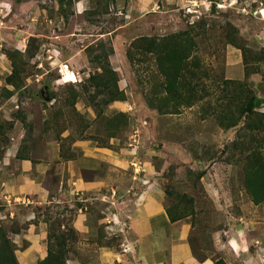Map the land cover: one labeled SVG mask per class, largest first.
<instances>
[{
    "label": "rangeland",
    "instance_id": "rangeland-1",
    "mask_svg": "<svg viewBox=\"0 0 264 264\" xmlns=\"http://www.w3.org/2000/svg\"><path fill=\"white\" fill-rule=\"evenodd\" d=\"M117 1L88 0L79 14L76 0H0V159L11 138L27 142L34 133L49 142L61 133L67 143L116 138L148 163L169 215L191 225L190 242L220 258L216 244L233 225L264 215L248 188L264 163V0H181L149 12ZM233 42L246 48L244 57ZM177 43L189 68L168 93L161 54ZM108 69L115 77L107 87L97 78ZM104 208L97 201L91 211L101 216ZM72 211L0 203V228L9 231L16 215L69 219ZM120 242L100 230L86 243ZM68 249L67 264L97 258L79 238Z\"/></svg>",
    "mask_w": 264,
    "mask_h": 264
},
{
    "label": "crops",
    "instance_id": "crops-1",
    "mask_svg": "<svg viewBox=\"0 0 264 264\" xmlns=\"http://www.w3.org/2000/svg\"><path fill=\"white\" fill-rule=\"evenodd\" d=\"M87 1L76 0V12H87ZM131 1L128 5L136 12H149L163 4L174 9L181 4V0ZM112 106L110 113L118 105ZM36 136L34 133L27 142L11 138L1 151L0 203L35 207L57 204L75 210L72 226L79 245L97 254L96 260L79 264H214L206 254L193 253L191 225L171 221L164 189L150 176V166L135 150L119 148L116 138L102 145L88 138L67 143L69 133H61L51 142ZM97 201L105 204L101 216L91 211ZM10 217L13 219L15 213ZM263 217L244 215L238 225H233L226 241L216 244L220 258L227 264H264ZM15 221L27 225L21 233L12 235L18 263L44 261L49 233L43 217L34 212L23 220L16 215ZM100 230L108 237L119 236L120 245L86 243L97 238ZM127 242L132 249L124 253Z\"/></svg>",
    "mask_w": 264,
    "mask_h": 264
},
{
    "label": "trees",
    "instance_id": "trees-1",
    "mask_svg": "<svg viewBox=\"0 0 264 264\" xmlns=\"http://www.w3.org/2000/svg\"><path fill=\"white\" fill-rule=\"evenodd\" d=\"M231 44L238 50L242 51L244 57L246 48L235 42ZM111 52H113V50H111ZM161 56V60L170 67L171 72L170 77L166 78L165 88L168 93H173L177 90V87L181 80L185 77V74H187L190 55L184 48L183 43H177L176 45L167 48ZM98 58L108 59L109 56L99 55ZM110 77H115V73L113 71H109L108 69L107 72L100 74L97 79H99V82L102 81L103 84L108 87L107 80ZM253 98H255V96ZM254 100L255 99L250 98L246 112H252ZM80 139L83 138L81 137ZM248 188L254 205H261L264 203V163L259 164L252 177L248 179ZM78 206L81 207L80 205ZM71 215L72 216L69 219H53L51 216L46 215L44 222L49 225L48 257L38 264H67V260L69 258L68 244L78 242L79 238L72 226L76 212L72 211ZM170 219L172 222L179 221V219L172 218L171 216ZM26 228L27 225L20 226L17 222H13V226L9 231H6L3 227L0 228V264H19L15 254L16 248L9 240V234H19ZM189 243L194 254L197 255L204 252L199 251L198 247L194 245L193 242H190V239ZM211 259L214 261V264H227L223 259L218 257H211Z\"/></svg>",
    "mask_w": 264,
    "mask_h": 264
},
{
    "label": "built area",
    "instance_id": "built-area-1",
    "mask_svg": "<svg viewBox=\"0 0 264 264\" xmlns=\"http://www.w3.org/2000/svg\"><path fill=\"white\" fill-rule=\"evenodd\" d=\"M71 74L75 77V82H78L77 79H76L75 74L73 72ZM64 80H66V76H64ZM131 249H132V247H131L130 243L127 242L125 245H123L124 253H127V252L131 251Z\"/></svg>",
    "mask_w": 264,
    "mask_h": 264
},
{
    "label": "water",
    "instance_id": "water-1",
    "mask_svg": "<svg viewBox=\"0 0 264 264\" xmlns=\"http://www.w3.org/2000/svg\"><path fill=\"white\" fill-rule=\"evenodd\" d=\"M126 5H127V1L126 0H118L117 1V7L118 8H125L126 7Z\"/></svg>",
    "mask_w": 264,
    "mask_h": 264
},
{
    "label": "bare ground",
    "instance_id": "bare-ground-1",
    "mask_svg": "<svg viewBox=\"0 0 264 264\" xmlns=\"http://www.w3.org/2000/svg\"><path fill=\"white\" fill-rule=\"evenodd\" d=\"M66 78H67V75H66ZM72 82H74L73 79H72Z\"/></svg>",
    "mask_w": 264,
    "mask_h": 264
}]
</instances>
